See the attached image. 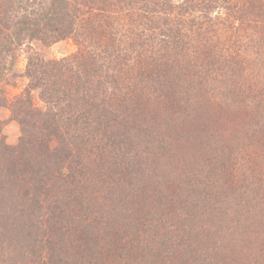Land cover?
Segmentation results:
<instances>
[{"label": "trees", "instance_id": "trees-1", "mask_svg": "<svg viewBox=\"0 0 264 264\" xmlns=\"http://www.w3.org/2000/svg\"><path fill=\"white\" fill-rule=\"evenodd\" d=\"M3 110L0 264H264V0H0Z\"/></svg>", "mask_w": 264, "mask_h": 264}, {"label": "rangeland", "instance_id": "rangeland-1", "mask_svg": "<svg viewBox=\"0 0 264 264\" xmlns=\"http://www.w3.org/2000/svg\"><path fill=\"white\" fill-rule=\"evenodd\" d=\"M37 49L43 57L54 60L66 57L76 51V47L74 43L68 39L64 41H60L49 48H45V49L37 48ZM17 67L21 71L23 70L24 61L22 59L18 62ZM25 85H26V81L24 79H16L12 82V84L6 85V89L8 90V94L10 95V98L19 94L23 90ZM8 118H9V113L7 111L4 110L0 111V119L6 122L4 128L0 132V144L3 142L5 144L12 145L17 140V137L19 135V129L14 122L8 121L7 120ZM213 135L218 137V135L215 133ZM242 138H243V133L239 135L238 139H242Z\"/></svg>", "mask_w": 264, "mask_h": 264}]
</instances>
